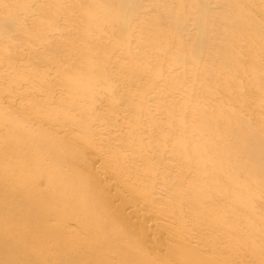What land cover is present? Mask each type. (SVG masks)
Listing matches in <instances>:
<instances>
[{
	"label": "rangeland",
	"instance_id": "374dc122",
	"mask_svg": "<svg viewBox=\"0 0 264 264\" xmlns=\"http://www.w3.org/2000/svg\"><path fill=\"white\" fill-rule=\"evenodd\" d=\"M255 82L264 86V0H0V110L31 116L59 138L62 122L70 135L53 147L66 159L63 170L74 165L90 175L97 200L122 211L129 225L111 213L117 241L142 240L164 258L184 240L217 263L256 264L257 255L240 246L250 236L264 247L253 227H235V241L208 213L195 227L192 203L212 184L213 173L240 193L230 217L235 224L241 217L254 225L264 219V89ZM179 187L189 191L190 204ZM218 192L216 212L229 217ZM180 213H187L184 224ZM46 223L50 231L59 226ZM156 224L163 241L150 235ZM73 225L62 234L73 243L66 260L78 264L87 240ZM18 230L31 240L30 230ZM49 234L47 255L35 262H57L54 232ZM257 257L264 264V256Z\"/></svg>",
	"mask_w": 264,
	"mask_h": 264
},
{
	"label": "bare ground",
	"instance_id": "6f19581e",
	"mask_svg": "<svg viewBox=\"0 0 264 264\" xmlns=\"http://www.w3.org/2000/svg\"><path fill=\"white\" fill-rule=\"evenodd\" d=\"M86 24L87 23H85V25ZM89 25L91 26V24ZM254 84L257 88L259 87L260 89H264V86L257 85L256 82ZM234 114L235 113L232 111H230L229 113V115L232 116ZM0 115H2L0 116V144H1L0 145V264H45L44 261L43 262L40 261L42 258L46 257L47 255V251H45L47 247L46 244L47 241L50 239L49 233L52 232H54L53 235L55 236L54 245L59 250V254L57 255V262H54V264H69L68 261L66 260V254L68 252V247L72 246L73 243L67 240L66 237H64L62 234V230L65 229L66 224L68 226L70 224H74L73 230L79 228V234L81 233L82 236H85L87 240L86 241L87 244L84 248V251H82L84 257L81 259V261L78 264H90V262L91 264H111L112 257L118 259V264H222V263H217V261L212 258L214 255L212 256H210V254L204 255L203 253H200L199 251L197 252L194 249L191 250L189 247L191 245L185 243L184 240H180V242L177 241V244H174V246L172 245L171 249L168 251L167 258L149 252V249H147L148 244H146L147 247L144 245V243L147 242H143L142 240H138V243H136L133 241L134 239L131 241L124 237L125 242L122 243L120 241H117L116 235H118V231L116 228L118 226L115 227L116 224L114 225V223L112 222V219L114 222H116L114 220L115 218L113 215H116L119 220L120 219L122 220V222L121 221L118 222L120 223L124 222L125 225H129L128 223H126L128 221L126 222L124 221L123 214H121L122 211L113 210L111 207L107 206L108 204L107 202H105V205H103L102 204L103 202L101 203L99 199L97 200L95 193H99V191L96 192L97 190L96 184L89 181L91 179L88 178L90 175L85 178V176H87L88 174L85 173L87 175H84V173L81 172L79 169H77L78 167L74 165L70 169L66 170V172L63 170L61 161H63V159L64 160L66 159L60 156L58 149L56 147H53V141L54 140L56 141V139H58L67 142L66 139H68L70 133L69 131L63 130L62 127L65 125L61 122V128H57V130L61 131V133L63 134V136L59 138L57 137L59 135L57 136L52 135V133H50L51 130H48L47 127L45 128V126H43L44 123L43 125L39 124L37 120L30 118L31 116L26 117L24 114H20V115L16 114L10 117L9 115H6L4 111L1 110H0ZM7 116L10 118H8ZM47 117L49 118L50 115H48ZM17 119L20 120L24 119V121L20 123ZM31 120L34 121V125L29 123V121ZM36 124L38 125L37 127H35ZM26 127H28L29 130L26 131L25 130ZM32 130L34 131L33 134H32ZM57 130H55V132ZM223 134L222 137H224ZM78 140H80L79 137ZM213 148H215V145ZM203 151L204 150H202L201 152L203 153ZM46 155L49 156V159L51 160L50 161L51 164L47 163L46 162L47 160L45 161L43 160V158ZM209 162L211 163V161ZM91 164L93 165V163ZM189 164H191V162L187 161L186 167L191 169L192 164L191 165ZM226 165L228 166L229 164L226 163ZM224 167L220 168V170L224 169ZM92 168L95 169V166L94 167L92 166ZM230 171H231V175L235 176V173H233L232 170ZM185 172H187L186 169ZM213 175L214 174L212 173V178H211L213 179L212 184L209 185L208 187L206 186L207 189L206 187H203V189L200 188L201 191L197 193V197L195 196L196 194L194 195L197 200L194 198L192 199V203L194 201V204L196 205L194 207V213L197 219L195 218L193 220L196 222V225L194 224L195 227L200 226L198 223L201 224L200 214L208 213L213 223L216 222L218 226L223 224V226L220 228L221 229L220 231L223 232L232 231L230 234L234 241H235V227L238 226L241 227L244 226V224L246 225L248 224L247 225L248 227L254 228L253 232H255L254 233L255 237L259 241L264 243V219L261 221L257 220V222L259 221L260 223L258 225H254L255 223H248L247 222L248 220L244 219L245 217L239 216L241 217V219H239L238 220L239 222L235 224L233 218L230 217L233 216L236 203L238 201L241 202L240 193L235 194V190L234 191L232 190V192H230L226 187V185H224L221 182V177H220L221 175L220 176L217 175V177L215 176L213 177ZM84 181L88 182V184L86 183L88 186L82 185V182L84 183ZM193 183L194 184L192 185L195 186L196 188L200 187L199 185H196L199 182L197 183L193 182ZM231 183H232L231 185L234 188L240 187V185L238 184L235 186V178L233 179V177L231 178ZM143 184H145V182ZM105 186H103L102 188H104ZM112 186L114 187V185ZM211 186H213V192H209ZM89 188L90 190H92V192L89 190ZM116 188L117 187H115V190ZM204 189H205L204 191L205 196L203 197ZM217 191L220 192V198L224 200V202L221 201V204L223 203L224 206L226 207L227 210L226 213L229 215V217H227L226 215L220 216L219 213L216 212L220 208L219 207L220 202L215 197ZM102 192L100 194H104L105 191L103 190ZM178 195H180L182 200L185 199V204L187 205L190 204L189 202L191 200L188 199L189 191L183 189ZM190 195L193 196V193L192 194L190 193ZM108 196L110 197V195ZM116 196H117L116 198H118V194ZM100 197L102 198V196ZM143 199L145 200V197H143ZM146 200L150 201L151 198L148 197V199L146 198ZM187 201L189 202L187 203ZM141 205H139L140 206L139 209L141 208ZM146 205H147V201H146ZM108 213L110 215L111 213L113 214L111 215V218H109L110 216H108ZM143 214H145V212ZM182 214L180 213L181 217L178 223L184 224L185 220L188 217H186L187 213H184L183 215ZM146 215H148V213ZM128 217L130 218V216ZM52 220L57 222L59 225L56 227V229H54V231H50L46 223L48 221L51 222ZM125 220L127 219L125 218ZM160 226L161 225L156 224L149 229L152 238L153 235L157 234L158 236L159 234L161 240L162 235L160 236V230L162 229H160ZM19 227L30 230L31 240L23 238L25 236V233H22V231L18 230ZM130 228L131 227H125V229L127 230H129ZM214 228L216 227L214 226ZM134 233L135 232L132 229V234ZM167 235H169V239L171 240V242L172 240L174 242L177 240L176 237H175L176 240L174 239L175 236L174 234L167 233ZM39 236L40 238H37ZM145 236L148 235H146L145 233ZM163 236L166 235L163 234ZM129 237H131V235H129ZM149 238L151 239L150 236ZM36 239H39V241L34 242V240ZM120 239H122V237ZM153 239L155 240V238ZM76 240H79V238L73 240L75 245H77ZM82 240L84 239L82 238ZM167 241H165V243ZM161 245L160 247L163 246ZM156 246L158 245H155V249L157 248ZM240 246L243 247L246 251L250 252L251 255L264 256L263 253L264 247L259 248L256 245L255 239L251 238L250 236L246 242L242 241V243H240ZM28 249H29V253L27 254ZM29 254H33V255L29 256ZM257 256L255 261L256 264L259 263ZM35 258H38V260L40 261L35 262L34 261Z\"/></svg>",
	"mask_w": 264,
	"mask_h": 264
}]
</instances>
